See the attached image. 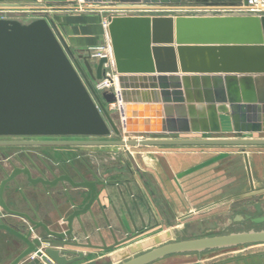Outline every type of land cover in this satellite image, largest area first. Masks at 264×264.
<instances>
[{
  "label": "water",
  "instance_id": "95a60500",
  "mask_svg": "<svg viewBox=\"0 0 264 264\" xmlns=\"http://www.w3.org/2000/svg\"><path fill=\"white\" fill-rule=\"evenodd\" d=\"M83 1L109 10L123 6L189 8L183 7L184 0ZM197 1L208 8L235 4ZM239 8H249L248 0ZM106 30L115 76L106 73V55L74 53L50 16L28 23L0 18V138H36L0 139V146L264 145V138L241 137L264 132V13L130 16L116 12L107 16ZM103 78L112 86L98 91L95 84ZM149 100L162 103L161 126L134 127L144 114L134 113L131 103ZM169 133H235L237 138L151 137ZM109 136L113 139H105ZM16 159L18 164L7 158L9 170L0 165V230L19 239L24 247L7 264H72L83 258V252L63 247L78 245L67 237L73 236L74 219L90 212L101 179L90 168L93 179L74 169L80 178L76 180L62 167L57 174L45 165L46 175L31 158V166L18 156ZM248 174L251 185L249 168ZM20 176L45 188H83L89 196L66 217V230L57 232L7 205L5 188L12 182L17 184ZM252 208L254 213L248 206L239 209L225 226L247 220L263 223L262 203L256 202ZM5 215L18 216L24 223H9ZM39 229L43 235H37ZM257 243H264V229L161 243L116 264H151L170 255Z\"/></svg>",
  "mask_w": 264,
  "mask_h": 264
},
{
  "label": "crops",
  "instance_id": "0c3cea01",
  "mask_svg": "<svg viewBox=\"0 0 264 264\" xmlns=\"http://www.w3.org/2000/svg\"><path fill=\"white\" fill-rule=\"evenodd\" d=\"M226 1H232L235 4L233 7L219 6L217 8L231 9L230 11L238 13H249L248 11L237 10L243 4V0ZM182 4L183 7H186V5L194 8L202 7L197 0H184ZM89 5H91L90 8ZM0 7L16 10L15 13L18 10L25 11L27 9L43 10L46 16H50L54 20L63 39L76 54H85L86 51L94 54L98 47L109 42L106 30L107 24L104 26L103 20L106 19L107 21L109 14L117 12L105 9L99 6L98 3H86L83 0H0ZM143 7L145 6H138L139 10L145 9ZM175 12L191 15L198 13L176 10L165 12V15ZM117 13L127 14L125 11H118ZM158 15L160 14L155 13L147 16ZM92 57L96 56L92 55ZM94 67L95 64L93 65ZM104 67L106 68L107 64ZM131 104L135 105L132 109L134 113L144 114L141 117V122L133 124L134 127L150 126L157 128L161 126L162 103L149 100L148 102L141 101L139 104ZM173 135L175 134L169 133L165 136L152 134L151 137L177 138L173 137ZM227 146L232 145H222V149L180 150V152L176 153H167L168 163H165L161 157L157 158V154L153 153L156 152L154 148L158 146H135L137 149L135 148L134 151L129 152L134 156L139 153L140 156H143L141 159L145 161L144 163L149 160L146 171L142 173L138 167L133 169V166L126 165L127 174L117 170V174H124L125 176L121 175L114 179H109L112 174L108 168L102 170L98 166H92L93 158H95L93 150L95 149L87 148L93 146H80L78 147L80 151H75L72 156L69 151L74 147L63 146L70 148V150L65 149L60 152L61 157L65 161L54 160L57 166L51 167L53 171L57 174L61 173L60 167H62L74 179L79 180V176L74 171V169H77L86 179H93L94 177L89 171L90 168L102 181L96 186V199L90 207V212L80 215L73 221V236L67 237V239L71 243L76 241L78 245H70L63 248L81 251L85 256L86 249L106 250L123 245L132 237L141 236L147 232H156L162 227L163 222V196L166 202L176 204V200L173 199V196L176 197V188L171 182L164 186V173L168 177H172L176 173L183 171L186 173L183 180L192 182L195 175L208 174V169L211 166L222 164V167H225L227 165L231 157V151L226 149ZM82 150L90 153L84 155ZM2 155L3 150L2 146H0V159H2ZM26 156L30 158L28 154ZM4 157H7L6 154H4ZM84 157H87L90 162L86 163ZM235 162H237V157H235ZM42 163L46 165L44 161ZM196 167L199 168L197 169ZM207 167L208 169H205ZM201 169H205V171ZM32 171L35 175H38L36 168H32ZM46 173L48 174V172ZM2 177L0 167V178ZM223 177L224 175H222ZM88 196V191L83 188L63 187L62 185L45 188L40 184L32 185L28 183L23 176L18 178L17 184L9 183L4 191V199L11 209L26 212L32 218H38L47 224L50 229L57 232L66 230V217L74 208L82 207ZM167 210L173 211L171 207ZM5 219L15 225L24 223L22 218L14 215H5ZM39 234L43 235L41 229L37 231V235ZM23 247V243L19 239L0 230V264L9 263ZM219 255L222 256V260L217 264H264V243L222 249V253ZM32 257L34 256L29 258L31 259Z\"/></svg>",
  "mask_w": 264,
  "mask_h": 264
},
{
  "label": "rangeland",
  "instance_id": "374dc122",
  "mask_svg": "<svg viewBox=\"0 0 264 264\" xmlns=\"http://www.w3.org/2000/svg\"><path fill=\"white\" fill-rule=\"evenodd\" d=\"M19 11L20 10H18L17 13L10 15L11 17L8 18H14L22 23H28L38 17L46 18V13H44L43 10L27 9L25 10L26 13H24V10H21L20 12ZM110 11H125L127 13L126 15L130 16L152 15L155 13L165 15L164 12H160L157 10H139V8L133 9L132 11H129L127 9L121 10L117 8L111 9ZM262 13H264V11ZM105 21L106 19L103 20V25ZM109 47V42H107L104 45L98 47L97 50L101 49V51H103V53L108 57L106 73L111 76H115V67L111 57L112 54L110 53L111 49ZM173 137L237 138V135L235 133H187L179 135L175 134L173 135ZM241 137L264 138V132L244 133ZM80 138L81 137H40L38 139ZM0 139L36 138L2 137ZM105 139H113V137L109 136ZM72 147L74 148H71L70 150V148H65L63 146H2L3 157L2 159H0V164L4 167V169L9 170L11 166L7 158H10L15 164H18V161L16 159V157L18 156L23 161L25 160L26 162H28L26 163L24 161L27 165L31 166V164L29 163L30 161L26 156L28 154L33 162L38 165L39 169L43 173L48 175L49 173H46L47 170L45 169V165L42 163V161H44L47 166H50V168L57 166L54 160H64L61 157V151L69 149V154L71 156L74 155L75 151H80L78 148L80 146ZM135 148V146H93L87 149H95L93 150L95 158H93L94 161L92 163V166H98L102 170L108 168V170H111L112 174L111 176H109V179H114L121 175L125 176L124 174H117V170H121L127 174L126 165L133 166V169L138 167L142 171V173L146 171V168L149 165V160L147 159L148 162L144 163L145 161L141 159L143 156H140L139 153L135 156L130 154L129 151H134ZM154 149H156V152H153L154 154H157L156 157H161L162 159H164L165 163H168V156H166L167 153H176L180 152V150L198 151L202 149H222V145L158 146ZM226 149H229L228 151H231V157L230 161H228L225 167H222V164H217L213 167L211 166L209 167V169L207 167L205 169L209 170L208 174H197L195 175V178L192 182L189 180H183V177L186 174L183 171L176 173L172 177H168L164 173V186L168 185L171 182L173 183L174 188H176V197L173 196V199L176 200V204H170L166 202L165 197L163 196V222L162 227L156 232H147L144 235L132 237L123 245L115 246L106 250H93V248L86 249L87 252L85 256L74 261L72 264H116L161 243L195 238L199 236L237 232L242 230L264 229V222L260 224H253L249 220L244 222H233L225 226L227 219L236 214L237 211L244 206H248L249 212L254 213L252 205L256 202H261L264 209V145L227 146ZM82 151L84 152V155L86 153H90L86 152V150ZM4 154H6V158L4 157ZM235 157H237V162H235ZM84 159L86 163L90 162L87 157H84ZM196 168L198 169L199 167ZM248 168L252 180L251 185ZM205 169L201 170L205 171ZM222 175H224L223 178ZM170 207L173 211L167 210L170 209ZM220 253H222V249L209 250L201 253L179 254L175 256H167L151 264H217L220 263V260H222V256L219 255Z\"/></svg>",
  "mask_w": 264,
  "mask_h": 264
},
{
  "label": "built area",
  "instance_id": "2783aa9c",
  "mask_svg": "<svg viewBox=\"0 0 264 264\" xmlns=\"http://www.w3.org/2000/svg\"><path fill=\"white\" fill-rule=\"evenodd\" d=\"M248 5H249V8H238L237 10H244V11H248V12H254V13H260L262 14V12L264 11V0H248ZM260 5V7H259ZM262 5V6H261ZM91 5H89V8H90ZM138 6H123L119 9H127L129 11H132L133 9H137ZM145 8V10H157V11H160V12H169V11H176V10H173V9H162V8H156L154 6H145L143 7ZM180 10H183V11H186V12H213V13H217V12H221V13H228V12H232L230 11L231 9H218L217 7L216 8H208V7H189V8H180L179 10L177 11H180ZM16 12V10H12L8 7H0V18H8V17H11L10 15L14 14ZM105 23L107 24V22L105 21L104 22V25ZM106 26V25H105ZM101 51V49H98ZM95 55L93 56H96V55H100L99 53H94ZM104 55V54H103ZM112 85L110 83V81L107 79V78H103L101 80H99L96 84H95V87L98 91H103L105 89H108L110 88ZM1 211V209H0Z\"/></svg>",
  "mask_w": 264,
  "mask_h": 264
},
{
  "label": "bare ground",
  "instance_id": "6f19581e",
  "mask_svg": "<svg viewBox=\"0 0 264 264\" xmlns=\"http://www.w3.org/2000/svg\"><path fill=\"white\" fill-rule=\"evenodd\" d=\"M260 6V5H259ZM262 6V5H261ZM264 6V5H263ZM261 13V12H260ZM96 53H99L100 55H103L104 53H103V51H100V50H97L96 51ZM111 53V52H110ZM105 55V54H104ZM192 57V56H191ZM190 62H192V61H190Z\"/></svg>",
  "mask_w": 264,
  "mask_h": 264
}]
</instances>
